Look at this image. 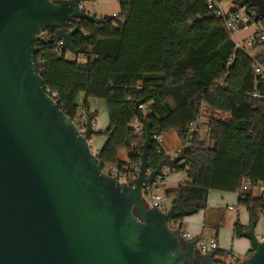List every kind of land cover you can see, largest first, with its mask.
Returning a JSON list of instances; mask_svg holds the SVG:
<instances>
[{
    "label": "trees",
    "instance_id": "trees-1",
    "mask_svg": "<svg viewBox=\"0 0 264 264\" xmlns=\"http://www.w3.org/2000/svg\"><path fill=\"white\" fill-rule=\"evenodd\" d=\"M209 1L120 0L116 16L73 22L77 56L65 47L58 51L56 28L39 35L36 63L46 91L82 131L89 118L94 124L98 116L91 112V99L106 103L109 126L90 137L106 138L97 153L103 168L115 166L133 175L145 142V130L140 134L136 124L147 118L158 138L174 131L185 146L166 172L186 177L166 190L174 206L183 202L186 209L207 212L210 192L239 194V206L257 222L264 214V197L243 195L241 189L248 180L264 183V98L254 96L264 97V79L255 73V64H264V52L252 57L238 49ZM235 4L227 18L240 10L239 1ZM204 107L230 117L211 116ZM203 120L206 134L200 128L191 133V125ZM166 157L156 139L150 169ZM215 262L240 260L217 249Z\"/></svg>",
    "mask_w": 264,
    "mask_h": 264
},
{
    "label": "water",
    "instance_id": "water-1",
    "mask_svg": "<svg viewBox=\"0 0 264 264\" xmlns=\"http://www.w3.org/2000/svg\"><path fill=\"white\" fill-rule=\"evenodd\" d=\"M85 0H0V264H216L200 239L182 237L183 220L196 209L151 207L145 195L176 161L150 169L156 135L147 118L141 164L128 182L104 173L89 140L51 94L36 63L37 37L56 28L66 50L73 22H94ZM264 21V0H239ZM138 109V108H137ZM157 206V205H155ZM172 221L179 222L176 229ZM239 227L253 253L245 264H264V241Z\"/></svg>",
    "mask_w": 264,
    "mask_h": 264
},
{
    "label": "crops",
    "instance_id": "crops-1",
    "mask_svg": "<svg viewBox=\"0 0 264 264\" xmlns=\"http://www.w3.org/2000/svg\"><path fill=\"white\" fill-rule=\"evenodd\" d=\"M236 1L239 0L229 1L231 5L229 8L225 10L229 11L232 8H234L236 6L235 4ZM255 32L256 30H253V32L252 31L249 32L246 36L242 37L241 40H247L252 35H254ZM235 42L238 43L236 41V36H235ZM90 104H91L90 105L91 112H94L95 107L92 104V102H90ZM214 113L220 114L219 112H214ZM223 114L230 117L228 114L225 113ZM96 122H97V118H96ZM160 139L161 136L159 137L158 141H160ZM104 141H106V138L103 139L102 143H105ZM162 149L165 151L164 147H162ZM181 151H178L177 149L175 151H171L175 153L174 155L173 153L168 154L166 153V151L165 153L171 160L175 161L176 154ZM125 160H127V152H126V159H124L123 161ZM185 180H186L185 175L181 173L166 174L165 181H166L167 190L178 187ZM253 194L255 196H258L256 195L255 190H253ZM208 204L210 209L207 212L205 211L198 212L196 213L198 215L195 217H186L183 220H181L183 225L185 223L192 224L191 226L194 227L193 231L196 232L197 234L196 237L191 238L189 235L190 233L189 234L186 233L189 235L188 241L200 239V241L209 243L211 240L215 239L218 242V249L232 252L235 256L239 257L240 262L233 264H244V261L247 260V258L249 257L248 254H250L253 251V249L251 242L247 238L241 237L239 235V227L242 228V230L244 231H249L253 222H251L250 220V216L247 209L245 207L239 206V194L212 191L209 194ZM172 205L173 203L171 201V205H169V207H171ZM225 207L229 211L232 212L237 211L236 217L231 220V223L229 225H228V221L226 220V214L224 213L225 211H223L226 210ZM244 211H246L245 214ZM258 222L259 220L257 221V226H258ZM204 236L207 237L205 238Z\"/></svg>",
    "mask_w": 264,
    "mask_h": 264
},
{
    "label": "rangeland",
    "instance_id": "rangeland-1",
    "mask_svg": "<svg viewBox=\"0 0 264 264\" xmlns=\"http://www.w3.org/2000/svg\"><path fill=\"white\" fill-rule=\"evenodd\" d=\"M83 5H84L83 9L86 12L93 14V15H97L99 18L113 17V16H116L120 11V0H86V1H84ZM230 5H231L230 2H224L223 8L227 9L230 7ZM253 30H256V25L249 26L248 28L238 32L236 34V41L238 43H241L244 45L245 50L247 51V53L249 55H251L252 57H255L256 55H258L264 51V47H257V48L250 47L246 44V42H247L246 40H241L242 37L246 36L251 31L253 32ZM91 102L95 107L94 112L98 113L97 122L96 121L94 122L93 129L95 132L105 130L109 125V114H108L106 103L103 100H98V99H91ZM219 113L220 114L209 111L207 114H209L211 116L213 115L214 117L221 118L224 120L229 119V117L227 115H224L221 112H219ZM204 121H206V120H203L200 122L201 124H203L200 127L201 133L203 135L206 134V127L204 125ZM97 124H98V126H97ZM84 131L86 132L87 129H84ZM103 139H105V138L101 137V136H97V135H94L92 138L93 144L95 145V147L93 149L97 153L104 144V143H102ZM159 142H161L162 147H164L166 153H168V154L173 153V155L175 153L171 152V151H175L176 149L178 151H181L185 147L184 144L179 139L176 132H174V131H171V132H168V133L161 135V139ZM120 158H122L123 160L126 159V151L125 150H122L120 152ZM166 190H167V186L163 185L161 183V181H158L157 183H155L154 186L149 188L147 194L145 195L146 202L151 207H153V202H154L153 198L155 196H159L161 198V200H160L161 206L169 207V205H171L172 200H170L166 197ZM214 192H216V191H214ZM255 193H256V195L260 196L258 188L255 189ZM225 209H226V207H225ZM223 211H225L224 213L226 214V220L228 221V225H229L231 223V220L236 217L237 211L232 212V211H229L228 209L223 210ZM245 213H246V211H244V214ZM197 215L198 214H195V215H192L190 217H195ZM191 225L192 224H186L185 223L182 227V233H188V234L190 233L189 234L190 237L194 238V237H196L197 234H196V232L193 231L194 227H192ZM263 232H264V214H262L259 218L258 226L256 229V234L260 235ZM204 237L206 238L207 236H204ZM246 261L247 260L244 261V264Z\"/></svg>",
    "mask_w": 264,
    "mask_h": 264
},
{
    "label": "built area",
    "instance_id": "built-area-1",
    "mask_svg": "<svg viewBox=\"0 0 264 264\" xmlns=\"http://www.w3.org/2000/svg\"><path fill=\"white\" fill-rule=\"evenodd\" d=\"M209 9L215 11L216 15L218 17H222L225 19V25L226 29L229 31V33L232 35V38L235 41V36L238 32L248 28L249 26L256 25V32L254 35H252L250 38H248L246 41V44L250 47H255L257 46L258 43H264V21H260L259 23L254 22L255 18V11L251 8H246V9H240L238 12H235L227 18L228 11H226L222 3H218L215 0H210L208 3ZM84 8V5L83 7ZM72 29V28H71ZM59 49L58 51H61L63 47H65L64 43L62 41H59ZM238 49L245 50V47L241 43H236ZM255 73L262 79H264V64L256 63L255 64ZM255 97L259 98H264L263 96H258L257 94L254 95ZM142 111H145V107L141 106L140 107ZM203 111L205 113H208L207 107L203 108ZM201 122V121H200ZM196 122L191 125V133L197 132L198 129L201 127V123ZM138 132L140 134L142 133V129L144 126L140 121H137L136 124ZM157 140H159L158 137H156ZM90 147L93 151V153L97 154L96 151H94L95 145L93 144V140H89ZM104 173L108 174L109 176H112L114 178H117L120 182H128L132 180L136 174L138 173L139 168H135V172L133 175L131 173L123 172L120 171L117 167L115 166H107L106 168H103ZM169 170L166 169L165 173L168 172ZM163 185H166L165 179L160 180ZM259 189L260 196L264 197V183H258L254 184L251 181H245L241 193L243 195L253 193V190ZM153 207H156L162 211H166L167 207H163L160 204L161 198L159 196H155L153 198ZM157 205V206H155ZM179 222L172 221L170 223V227L172 229H176L178 227ZM182 237L186 240H188L189 235L186 233H182ZM259 240L264 241V232L258 235ZM218 249V242L217 240L213 239L209 243H206L204 241H200L199 243V250L201 253H208V252H215Z\"/></svg>",
    "mask_w": 264,
    "mask_h": 264
},
{
    "label": "flooded vegetation",
    "instance_id": "flooded-vegetation-1",
    "mask_svg": "<svg viewBox=\"0 0 264 264\" xmlns=\"http://www.w3.org/2000/svg\"><path fill=\"white\" fill-rule=\"evenodd\" d=\"M196 264H198V263H196Z\"/></svg>",
    "mask_w": 264,
    "mask_h": 264
}]
</instances>
